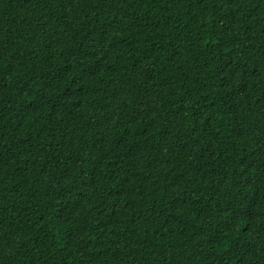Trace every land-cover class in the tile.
<instances>
[{"label":"trees","instance_id":"1","mask_svg":"<svg viewBox=\"0 0 264 264\" xmlns=\"http://www.w3.org/2000/svg\"><path fill=\"white\" fill-rule=\"evenodd\" d=\"M0 264H264V0H0Z\"/></svg>","mask_w":264,"mask_h":264}]
</instances>
